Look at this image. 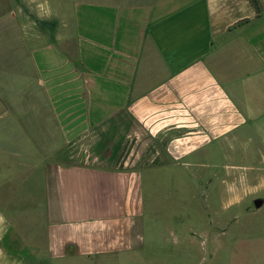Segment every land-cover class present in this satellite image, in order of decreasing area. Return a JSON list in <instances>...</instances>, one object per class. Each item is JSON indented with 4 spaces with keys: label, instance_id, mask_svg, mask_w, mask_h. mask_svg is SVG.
<instances>
[{
    "label": "crops",
    "instance_id": "crops-1",
    "mask_svg": "<svg viewBox=\"0 0 264 264\" xmlns=\"http://www.w3.org/2000/svg\"><path fill=\"white\" fill-rule=\"evenodd\" d=\"M259 1L258 16L250 0H73L68 34L6 39L22 49L2 52L0 152L28 161L16 184L44 226L28 263L0 210V264H136L145 178L182 171L200 190V168L227 167L201 154L250 134L264 153Z\"/></svg>",
    "mask_w": 264,
    "mask_h": 264
},
{
    "label": "rangeland",
    "instance_id": "rangeland-1",
    "mask_svg": "<svg viewBox=\"0 0 264 264\" xmlns=\"http://www.w3.org/2000/svg\"><path fill=\"white\" fill-rule=\"evenodd\" d=\"M72 2L0 0V59L4 50L22 49L18 42L6 39L21 36L27 43L39 45L68 34V5ZM253 135L251 140L249 136L233 140V146L222 154L214 151L200 155L208 162L227 165L198 168L200 190L182 171L177 172V178L170 169L158 177L145 178L146 242L136 264H264V153L259 152V138ZM26 161L22 154L0 152V210L12 213V232L4 238V245L32 263L25 246L42 243L44 224L42 212L34 208L39 197L31 195V200H22L25 187L16 184L17 178L28 175ZM18 163L19 168L12 167ZM229 167L232 189H227L225 196L219 177L220 171L225 175ZM214 173L213 183L206 185L205 179ZM2 193L8 200L2 199ZM260 201L261 206L256 207Z\"/></svg>",
    "mask_w": 264,
    "mask_h": 264
},
{
    "label": "trees",
    "instance_id": "trees-1",
    "mask_svg": "<svg viewBox=\"0 0 264 264\" xmlns=\"http://www.w3.org/2000/svg\"><path fill=\"white\" fill-rule=\"evenodd\" d=\"M252 7L255 9L256 14L259 16L261 10V4L259 0H250Z\"/></svg>",
    "mask_w": 264,
    "mask_h": 264
},
{
    "label": "water",
    "instance_id": "water-1",
    "mask_svg": "<svg viewBox=\"0 0 264 264\" xmlns=\"http://www.w3.org/2000/svg\"><path fill=\"white\" fill-rule=\"evenodd\" d=\"M260 205H261V202H257V203L255 204L256 207H259Z\"/></svg>",
    "mask_w": 264,
    "mask_h": 264
}]
</instances>
